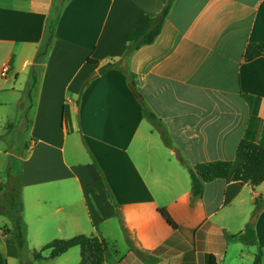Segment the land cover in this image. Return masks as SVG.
I'll list each match as a JSON object with an SVG mask.
<instances>
[{
    "label": "crops",
    "instance_id": "obj_1",
    "mask_svg": "<svg viewBox=\"0 0 264 264\" xmlns=\"http://www.w3.org/2000/svg\"><path fill=\"white\" fill-rule=\"evenodd\" d=\"M166 3L0 0V131L14 124L3 109L19 113L34 89L30 120L14 124L28 130L25 237L30 227L45 241L95 236L115 251L103 264H207L208 256L253 264L258 248L264 264V209L256 246L228 239L264 199V183L215 180L193 198L188 172L204 162L239 165L243 139L264 147V58H243L264 42V0H174L153 42L127 55L138 20L158 18ZM49 24L51 45L38 58ZM107 64L115 66L101 72Z\"/></svg>",
    "mask_w": 264,
    "mask_h": 264
},
{
    "label": "trees",
    "instance_id": "obj_2",
    "mask_svg": "<svg viewBox=\"0 0 264 264\" xmlns=\"http://www.w3.org/2000/svg\"><path fill=\"white\" fill-rule=\"evenodd\" d=\"M173 1L174 0H167L166 6L158 18L151 19L147 16H142L138 20L134 29L127 36V41L129 43L127 55L141 46L148 45L153 42L155 37L160 32L163 21ZM53 27V24L47 25L45 39L37 55L38 58L44 57L48 52L53 38ZM260 57L264 58V42L249 44L243 54V58L246 62L253 61L254 59ZM92 62L93 60H87V63ZM113 66L115 65L107 64L103 66L100 71H107ZM143 114L153 125L158 126L159 121L154 115L146 109H144ZM161 136L165 145H169L170 142L168 137L164 133H162ZM236 158L239 162H241L237 166L231 161H212L199 163L193 168H189L188 172L191 182L192 197H201L204 185L215 180L230 179L232 182H239L248 185L253 189L264 183V147L254 141L243 139L237 146ZM94 165L96 166L95 163ZM17 197L20 198V195L18 194ZM262 209H264V199L259 198L254 203V209L244 230L237 235L228 236V239L230 240L236 238L245 246H256L254 227L256 219ZM21 211V203H19V211L17 215L9 216L3 208L0 211V213H5L11 221L12 235L18 248L23 247L26 235V225L21 218ZM158 212L165 222L174 231H176L178 226L168 212L165 209H159ZM72 248L79 249V264H103L108 255L115 253L113 246L105 240H101L95 236H86L83 234L76 235L65 240L55 239L47 243L41 249V252L49 251V259H56L67 253ZM40 253L35 254V259L42 258ZM261 258L262 250L261 248H258L253 264H261ZM149 261L154 262L155 260L149 258ZM0 264H6V260L1 255ZM207 264H216L215 258L213 256H208Z\"/></svg>",
    "mask_w": 264,
    "mask_h": 264
},
{
    "label": "rangeland",
    "instance_id": "obj_3",
    "mask_svg": "<svg viewBox=\"0 0 264 264\" xmlns=\"http://www.w3.org/2000/svg\"><path fill=\"white\" fill-rule=\"evenodd\" d=\"M30 92L29 97L25 98L24 109L19 113L16 112V108L3 109L4 116L10 117L8 123L13 122L15 124L18 121L30 120L34 89L31 88ZM14 124L12 129L8 128L0 131L2 136L0 138V211L3 208L9 216L18 214L19 203H21L23 209L19 189L21 159L25 157L26 147L29 145L27 143V125L19 124L15 126ZM18 194L20 198L17 197ZM6 214L0 213V255L6 260V264H79L78 248L70 249L57 259H48L49 252H41V249L51 240L45 241L42 235L39 237L33 236L34 227H30L29 236L28 238L25 237L23 247L18 248L12 235L11 221ZM126 246L122 243L119 244L120 257L123 256ZM37 253L41 254V259H35ZM244 259L246 261L243 264H249V260Z\"/></svg>",
    "mask_w": 264,
    "mask_h": 264
},
{
    "label": "water",
    "instance_id": "obj_4",
    "mask_svg": "<svg viewBox=\"0 0 264 264\" xmlns=\"http://www.w3.org/2000/svg\"><path fill=\"white\" fill-rule=\"evenodd\" d=\"M128 87H129V89L131 90L132 94H133L135 97L138 98V97H139V93L137 92L134 83H132V82L129 83V84H128Z\"/></svg>",
    "mask_w": 264,
    "mask_h": 264
},
{
    "label": "built area",
    "instance_id": "obj_5",
    "mask_svg": "<svg viewBox=\"0 0 264 264\" xmlns=\"http://www.w3.org/2000/svg\"><path fill=\"white\" fill-rule=\"evenodd\" d=\"M7 73V69L6 68H3V70H2V74L4 75V74H6Z\"/></svg>",
    "mask_w": 264,
    "mask_h": 264
}]
</instances>
